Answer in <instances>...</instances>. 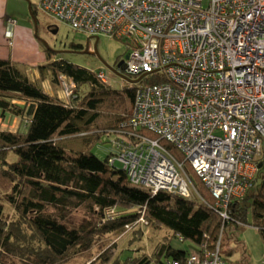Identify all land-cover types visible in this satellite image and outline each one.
Returning <instances> with one entry per match:
<instances>
[{
    "label": "trees",
    "instance_id": "16d2710c",
    "mask_svg": "<svg viewBox=\"0 0 264 264\" xmlns=\"http://www.w3.org/2000/svg\"><path fill=\"white\" fill-rule=\"evenodd\" d=\"M46 52L33 75L29 66L0 57V264H73L77 257L83 264H239L247 228H256L264 245V155L252 186L231 203L229 218L189 162L193 196L136 185L111 159L119 142L133 137L138 90L157 77L113 87L100 78L104 70ZM65 82L75 84L72 95ZM16 120L24 128L7 126ZM110 134L119 138L103 159L93 146ZM162 143L186 160L175 144ZM234 228L239 231L231 236ZM146 236L155 239L154 248L140 246Z\"/></svg>",
    "mask_w": 264,
    "mask_h": 264
},
{
    "label": "built area",
    "instance_id": "2783aa9c",
    "mask_svg": "<svg viewBox=\"0 0 264 264\" xmlns=\"http://www.w3.org/2000/svg\"><path fill=\"white\" fill-rule=\"evenodd\" d=\"M40 6L75 31L126 40L125 71L137 83L158 79L138 90L133 137L119 142L111 161L154 193L193 196L189 162L229 218L264 155V0H40ZM6 34L11 39L12 29ZM99 76L108 82L105 72ZM74 87L66 86L68 95Z\"/></svg>",
    "mask_w": 264,
    "mask_h": 264
},
{
    "label": "rangeland",
    "instance_id": "374dc122",
    "mask_svg": "<svg viewBox=\"0 0 264 264\" xmlns=\"http://www.w3.org/2000/svg\"><path fill=\"white\" fill-rule=\"evenodd\" d=\"M2 0H0V5ZM40 0H10V10H12V15L16 17L18 20L26 21L32 24L33 29L31 31V35L34 38V40H37L40 44V47L43 49L44 53L47 47L48 49L55 52L61 59H65L71 62H74L78 65L84 66L86 68H89L91 70H105L109 77V83L113 87H122L123 84L128 85L131 84V80H136L137 76L129 75L125 70L127 67V60L126 57L128 53L130 52L129 43L124 39H117L115 37H110L108 35H99L98 39V50L100 53V56H97L96 54H93V48L97 42L96 38H92V36L74 31L70 26L60 20H56V18L49 16L45 14L41 9H38L36 14L34 15L32 9H36V5L40 8ZM36 33V34H35ZM37 38V39H36ZM41 42V43H40ZM72 43H81L87 46L88 43H90V47L92 48L89 52H82V50H76L72 47ZM23 56L19 57V60L25 63H31L34 61L36 57L35 49L33 45L30 43L29 39L25 40L23 47ZM46 54V53H45ZM121 64L119 69L116 65V63ZM117 68H116V67ZM115 67L117 69V72L113 71L111 68ZM48 84V82H47ZM70 83L66 82L64 83V86H69ZM63 89V87H62ZM62 94L65 97L63 90ZM68 94V93H67ZM7 125V123H6ZM8 127H10L13 130H16L19 126H22L24 128V124L21 125L20 120H16V122H8ZM122 137L124 135H121ZM119 138L118 134H110L105 135L103 140L99 141L97 144L93 146V151L96 155L99 157L105 159L109 153L114 148V142L115 140ZM17 155L11 154L9 157L10 161H16ZM121 163H118L120 165ZM249 219L251 218V210L248 213ZM80 219L81 217L78 216ZM248 229V230H247ZM241 232V237L248 235L250 237V240H253V237L256 236V231L254 228H247ZM239 229L234 228L230 235H237V232ZM148 232L150 234H153L155 236H162L163 232L161 231H155L153 229H149ZM255 232V233H254ZM260 235V234H259ZM123 237H128L126 234ZM237 237V236H236ZM258 238V237H257ZM153 237L150 239L148 236L144 238L141 245L143 247L151 249L154 246ZM251 244L252 242H250ZM158 241V240H157ZM175 244L178 242L175 241ZM262 243V242H261ZM181 245V243H179ZM146 245V246H145ZM187 247H189V243L186 244ZM240 245V244H239ZM237 245V246H239ZM249 247V246H248ZM41 248H43L41 246ZM239 249L241 251L237 252V259H239V264L246 263L244 260V257L248 254H251L252 252H255L254 249H251L249 247V251L245 254L244 251H242L244 248L242 246H239ZM41 254L38 255V257L41 258ZM258 257H260V254H257ZM257 260H259L256 257ZM84 259L77 257L73 264H83ZM250 264H264V259L259 260L258 262L250 261Z\"/></svg>",
    "mask_w": 264,
    "mask_h": 264
},
{
    "label": "crops",
    "instance_id": "0c3cea01",
    "mask_svg": "<svg viewBox=\"0 0 264 264\" xmlns=\"http://www.w3.org/2000/svg\"><path fill=\"white\" fill-rule=\"evenodd\" d=\"M1 2L2 3L0 5V57L1 58H10L15 62H18L20 64H24L25 66H29V68H31L30 70H31L32 75L36 74L37 69L35 67H37L38 65L42 64L43 62H45L47 60L46 50L48 48L45 47L46 48V50H45L46 54H45L43 49L40 47V44L38 43V41L34 40V38L31 35V31L33 29V26L31 23L26 22V21H22V20H18V19H16L15 16L12 15V10L9 9L10 8V0H2ZM40 9H41V7H40ZM56 20H58V19H56ZM9 28L12 29V31H13V37L11 39L6 34V31ZM78 32L85 33L83 31H78ZM85 34H87V33H85ZM92 38H98L99 39V36L98 37L92 36ZM27 39H29L30 43L33 45V47L35 49V53H36V57H35L34 61L31 63H25V62H22L21 60H19V57L23 56L22 47H23L25 40H27ZM98 39H97V41H98ZM116 65H117V63H116ZM103 72L106 73L105 70ZM36 76L38 77V74ZM254 230L256 231V235L258 238L256 236H254L253 240H250V237L248 235L242 236L243 243L241 245L243 246V248H247L246 250L249 251V247H250L251 249H254V251H255V252H252L250 254V256L247 258V261L245 260L246 263H243V264H247V262H250V261H255V262L259 263V260L264 259V245H263L261 236L259 235L256 228H254ZM249 240H250V242H252L251 244H249ZM257 254H260L261 256L258 257ZM256 257L259 260H257ZM152 264H158V263L153 262Z\"/></svg>",
    "mask_w": 264,
    "mask_h": 264
},
{
    "label": "water",
    "instance_id": "95a60500",
    "mask_svg": "<svg viewBox=\"0 0 264 264\" xmlns=\"http://www.w3.org/2000/svg\"><path fill=\"white\" fill-rule=\"evenodd\" d=\"M89 47H90V43L87 44V49H86L85 52H89ZM93 54H96L97 56H100V53H99V50H98V41L95 44V48H94ZM120 65L121 64H119V63L117 64L118 67H120ZM111 69L113 71L117 72V69L115 67H112ZM134 81H137V80H134ZM26 230H28L27 227H26Z\"/></svg>",
    "mask_w": 264,
    "mask_h": 264
},
{
    "label": "flooded vegetation",
    "instance_id": "af4514ba",
    "mask_svg": "<svg viewBox=\"0 0 264 264\" xmlns=\"http://www.w3.org/2000/svg\"><path fill=\"white\" fill-rule=\"evenodd\" d=\"M117 67H118V66H117ZM117 67H116V68H117ZM118 68L121 69V67H118ZM133 81H134V80H131V82H133Z\"/></svg>",
    "mask_w": 264,
    "mask_h": 264
},
{
    "label": "clouds",
    "instance_id": "9594fccd",
    "mask_svg": "<svg viewBox=\"0 0 264 264\" xmlns=\"http://www.w3.org/2000/svg\"><path fill=\"white\" fill-rule=\"evenodd\" d=\"M96 39H98V38H96ZM134 82H138V81H134Z\"/></svg>",
    "mask_w": 264,
    "mask_h": 264
}]
</instances>
